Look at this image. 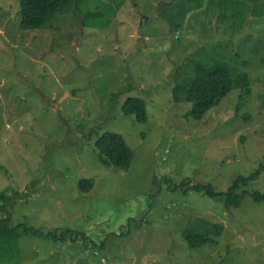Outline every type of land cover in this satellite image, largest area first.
Here are the masks:
<instances>
[{"label":"rangeland","instance_id":"1","mask_svg":"<svg viewBox=\"0 0 264 264\" xmlns=\"http://www.w3.org/2000/svg\"><path fill=\"white\" fill-rule=\"evenodd\" d=\"M208 1L182 20L194 0H80L79 13L23 30L18 1L0 0V218L81 234L21 236L18 262L5 264H264V202L250 197L264 195V171L238 190L248 194L237 208L173 190L186 179L225 193L264 157V17L249 8L237 24ZM210 57L247 73L248 85L195 122L171 89ZM128 98L143 100L145 123L121 114ZM104 131L132 150L127 171L98 161ZM80 180L92 189L82 193ZM196 219L223 226L215 244L187 247L181 230Z\"/></svg>","mask_w":264,"mask_h":264},{"label":"trees","instance_id":"2","mask_svg":"<svg viewBox=\"0 0 264 264\" xmlns=\"http://www.w3.org/2000/svg\"><path fill=\"white\" fill-rule=\"evenodd\" d=\"M19 3L20 22L19 27L23 30H34L47 24L56 14L74 10L79 13L81 7L80 0H17ZM161 8L177 6L184 0H161ZM122 3L117 5V9H121ZM197 0L188 8L182 9L183 14L180 18H184L190 10L197 8ZM217 7L225 12L222 16L225 19L234 18V23H243L247 10L250 8V13L256 17H264V0H209L207 8ZM257 6V7H256ZM111 7V6H110ZM172 9V8H171ZM170 9V10H171ZM230 15L227 16V11ZM116 12V11H115ZM115 12L113 15H115ZM100 15V14H99ZM170 26L174 29H180L183 21L179 24L175 20L170 19ZM217 56V54H216ZM207 58V57H205ZM217 58V57H216ZM213 57L199 60L193 67V75L190 77L177 78L174 87L171 89L172 102L175 104H188L189 110L186 112V118H190L195 122L201 121L213 109L218 107L233 90L241 89L248 85V74L229 65L223 60ZM221 58V57H220ZM264 63V57L261 59ZM243 64V63H242ZM245 66V64H243ZM248 93L249 91H245ZM120 112L123 116H133L137 123H145L146 108L145 103L140 98L126 99ZM98 135V132H95ZM94 148L97 153L98 161L108 169L113 171H127L133 159V152L125 143L122 136L113 132H103L96 137ZM264 171V157L258 168L247 177L237 176L225 193H216L209 184H191L188 180H183L177 188L196 193H203L209 198H224L226 208H237L241 199L248 193L243 190L238 193L241 187H247ZM79 190L86 193L92 189V184L87 180H80L78 184ZM250 197L255 203L264 202V195L253 193ZM8 196L4 192H0V215L6 214V204ZM10 217L0 218V264L6 262H18L19 248L18 240L21 236H34L37 238L50 239L53 241H65L70 239L76 242L81 235L78 232L62 231L59 234L56 232L41 233L33 230L24 224L10 227L8 221ZM223 226L219 223H210L204 219H196L186 228L181 230V238L190 249H196L207 244H215L216 239L221 237Z\"/></svg>","mask_w":264,"mask_h":264},{"label":"crops","instance_id":"3","mask_svg":"<svg viewBox=\"0 0 264 264\" xmlns=\"http://www.w3.org/2000/svg\"><path fill=\"white\" fill-rule=\"evenodd\" d=\"M241 25H242V23H241Z\"/></svg>","mask_w":264,"mask_h":264}]
</instances>
